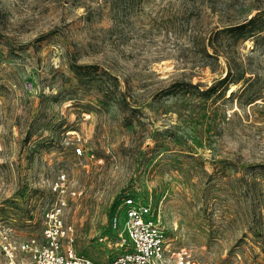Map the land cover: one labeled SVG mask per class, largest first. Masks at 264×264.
Wrapping results in <instances>:
<instances>
[{
	"label": "rangeland",
	"instance_id": "1",
	"mask_svg": "<svg viewBox=\"0 0 264 264\" xmlns=\"http://www.w3.org/2000/svg\"><path fill=\"white\" fill-rule=\"evenodd\" d=\"M126 195L264 264V0H0V230L110 262Z\"/></svg>",
	"mask_w": 264,
	"mask_h": 264
},
{
	"label": "built area",
	"instance_id": "2",
	"mask_svg": "<svg viewBox=\"0 0 264 264\" xmlns=\"http://www.w3.org/2000/svg\"><path fill=\"white\" fill-rule=\"evenodd\" d=\"M76 152L82 153V148L77 147ZM122 204L121 214L112 218L113 239L99 234L100 240L119 249L110 262L77 253L71 244L63 250L62 239L67 232L57 217L46 225L45 242L35 238L16 242L0 230V246L9 264H211L198 257L192 248H179L171 243L150 199L126 195Z\"/></svg>",
	"mask_w": 264,
	"mask_h": 264
}]
</instances>
